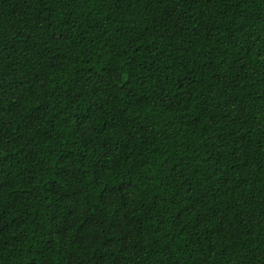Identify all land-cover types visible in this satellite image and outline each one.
I'll return each instance as SVG.
<instances>
[{
  "label": "trees",
  "instance_id": "trees-1",
  "mask_svg": "<svg viewBox=\"0 0 264 264\" xmlns=\"http://www.w3.org/2000/svg\"><path fill=\"white\" fill-rule=\"evenodd\" d=\"M0 264H264V0H0Z\"/></svg>",
  "mask_w": 264,
  "mask_h": 264
}]
</instances>
